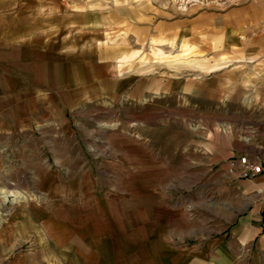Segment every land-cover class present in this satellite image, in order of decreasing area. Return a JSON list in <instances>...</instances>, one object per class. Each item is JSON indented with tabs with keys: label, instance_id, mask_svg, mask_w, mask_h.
<instances>
[{
	"label": "rangeland",
	"instance_id": "374dc122",
	"mask_svg": "<svg viewBox=\"0 0 264 264\" xmlns=\"http://www.w3.org/2000/svg\"><path fill=\"white\" fill-rule=\"evenodd\" d=\"M224 2L0 0V264L46 263L52 237L62 247L71 244L62 238L77 234L119 240L126 264H145L147 247L149 264H161L155 250L174 234L158 219L143 221L148 200L151 207L195 204L182 212L194 236L176 245L202 246L221 235L229 241L236 202H223L202 168L190 171L179 145L227 124L264 133V49L211 53L140 32L147 19L140 8L158 19L166 18L162 9L179 15ZM156 71L213 74L235 106L245 80L250 110H143L141 80ZM126 236L134 241L121 242ZM256 245L232 244L235 264H264V242ZM195 254L191 260H201ZM213 256L206 255L208 264ZM92 258L84 260L95 264Z\"/></svg>",
	"mask_w": 264,
	"mask_h": 264
},
{
	"label": "crops",
	"instance_id": "0c3cea01",
	"mask_svg": "<svg viewBox=\"0 0 264 264\" xmlns=\"http://www.w3.org/2000/svg\"><path fill=\"white\" fill-rule=\"evenodd\" d=\"M138 10L139 8L136 9ZM140 11L145 18L147 15L140 31L142 38H148L147 40H168L174 44H184L187 41L190 46H199L200 50L205 49L211 53L226 47L238 51L241 49L242 52H261L264 49V0H226L220 6L193 8L187 10L186 14L179 15L162 9L166 18L158 19L155 16L151 18L149 8H140ZM179 66L198 65L182 62ZM142 79L140 89L143 110H235V107L240 113L242 110H250L246 104L245 80L244 84L241 80L238 81V103L235 106L230 103L224 83L213 74L207 77L190 73L186 77L173 74L164 77L156 71L152 75L145 74ZM262 94L264 97V92ZM166 100H173L172 105H167ZM230 125H225L221 130L209 129L205 135L179 145V153L184 157V162L188 163L190 171L202 168L208 183L212 182L218 187L222 201L230 203L232 198L236 202L234 208L239 211L237 219L229 227V235L225 234L229 241H224V235H221L222 237L214 242L215 245L212 241H201L202 246H193L191 240L182 246L176 245L177 239L185 241L194 236L192 231L195 226L190 227L191 219L182 212L194 208L195 204L192 202L171 205L158 201L156 206L151 207L147 204L150 203L148 200L142 214L143 221L158 219L159 222L169 225V232L174 234L173 238L164 241L163 247L155 250L158 263L208 264L206 255L213 250L215 256L212 264H235V259L240 254L232 244L246 245V249L250 250L248 247L255 248L257 242H264V170L253 180L235 178L227 171L229 158L240 154H247L251 159L264 163V133L253 135L249 130L234 131ZM161 213H164V216H161ZM107 216L108 214H103V217ZM14 226L18 225L14 223ZM186 226L188 228H185ZM71 237L62 238L64 243H71L62 247L56 244L61 243L59 238L52 237V252L44 251L51 252V256L47 255L46 263L42 264H90L84 260L87 256H93L95 264L103 262V259L108 260L109 264H117L118 260L126 264V259L128 260L125 255L121 257L125 246L120 245L119 240L113 243L105 241L106 237H83L80 234ZM146 238L147 241L154 242V238L149 239L150 235ZM133 241V236H126L121 242L127 244ZM157 241L162 242L160 237ZM147 250L148 247L143 250L145 264H149L150 259ZM194 251L198 253L195 256H202L201 260H191L195 258L192 255ZM58 255H62V263L59 262L61 259ZM28 264L36 263L32 259Z\"/></svg>",
	"mask_w": 264,
	"mask_h": 264
},
{
	"label": "built area",
	"instance_id": "2783aa9c",
	"mask_svg": "<svg viewBox=\"0 0 264 264\" xmlns=\"http://www.w3.org/2000/svg\"><path fill=\"white\" fill-rule=\"evenodd\" d=\"M227 171L230 175L239 179L253 180L264 170V164L251 159L247 154H240L229 158Z\"/></svg>",
	"mask_w": 264,
	"mask_h": 264
}]
</instances>
